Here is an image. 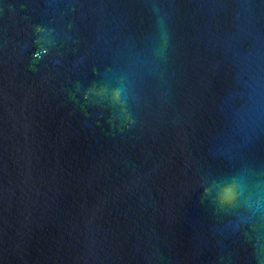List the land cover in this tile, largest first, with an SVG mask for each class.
<instances>
[{
  "label": "water",
  "instance_id": "95a60500",
  "mask_svg": "<svg viewBox=\"0 0 264 264\" xmlns=\"http://www.w3.org/2000/svg\"><path fill=\"white\" fill-rule=\"evenodd\" d=\"M0 264H264V0H0Z\"/></svg>",
  "mask_w": 264,
  "mask_h": 264
},
{
  "label": "clouds",
  "instance_id": "9594fccd",
  "mask_svg": "<svg viewBox=\"0 0 264 264\" xmlns=\"http://www.w3.org/2000/svg\"><path fill=\"white\" fill-rule=\"evenodd\" d=\"M228 190L231 192V198L228 200H221L220 202L222 204H229L231 205L232 203L235 202L236 196L239 195L240 192V185L237 182H232L231 184L227 185Z\"/></svg>",
  "mask_w": 264,
  "mask_h": 264
}]
</instances>
